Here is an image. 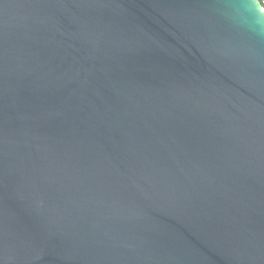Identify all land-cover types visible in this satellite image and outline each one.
Wrapping results in <instances>:
<instances>
[{
    "label": "water",
    "instance_id": "1",
    "mask_svg": "<svg viewBox=\"0 0 264 264\" xmlns=\"http://www.w3.org/2000/svg\"><path fill=\"white\" fill-rule=\"evenodd\" d=\"M0 264H264L258 0H0Z\"/></svg>",
    "mask_w": 264,
    "mask_h": 264
},
{
    "label": "trees",
    "instance_id": "2",
    "mask_svg": "<svg viewBox=\"0 0 264 264\" xmlns=\"http://www.w3.org/2000/svg\"><path fill=\"white\" fill-rule=\"evenodd\" d=\"M258 1L261 4L262 8L264 9V0H258Z\"/></svg>",
    "mask_w": 264,
    "mask_h": 264
}]
</instances>
